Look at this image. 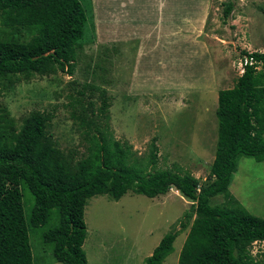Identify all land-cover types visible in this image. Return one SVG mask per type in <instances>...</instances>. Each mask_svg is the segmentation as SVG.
<instances>
[{
  "label": "trees",
  "instance_id": "1",
  "mask_svg": "<svg viewBox=\"0 0 264 264\" xmlns=\"http://www.w3.org/2000/svg\"><path fill=\"white\" fill-rule=\"evenodd\" d=\"M230 9L224 2L222 15ZM87 15L92 17L91 10L86 14L79 0H0V93L34 75L71 73L77 51L93 36L84 35ZM20 31L28 34L26 40L15 34ZM250 55L260 69L246 65L232 87L216 93V141L204 182L179 168L157 167L154 138L143 154L116 139L105 94L97 106L91 93L69 95L81 149L54 145L49 113L34 110L17 123L0 104V264H33L27 225L39 227L51 219L40 238L53 259L86 264L88 198L117 200L126 191L154 197L171 187L191 203L178 228L166 232L141 264H160L186 228L176 264H258L248 247L264 239V217L248 213L228 189L239 156L264 160V52ZM215 195L221 203H210ZM23 200L29 201L27 215Z\"/></svg>",
  "mask_w": 264,
  "mask_h": 264
},
{
  "label": "rangeland",
  "instance_id": "2",
  "mask_svg": "<svg viewBox=\"0 0 264 264\" xmlns=\"http://www.w3.org/2000/svg\"><path fill=\"white\" fill-rule=\"evenodd\" d=\"M79 1L86 14L89 9L92 13L91 18L87 15L84 35L88 37L93 32V36L77 51L72 72L34 75L29 80L15 83L1 91L0 104L6 107L17 123L34 110L49 113L51 122L48 132L54 145L63 150L75 146L81 149L79 132L69 115V95L75 96L77 90L88 95L91 93V100L97 106L100 93L105 94L109 100V126L116 139L127 141L137 154H143L148 149V141L154 138L157 167L179 168L204 182L216 141V93L219 89L232 87L239 76L238 58L249 50L244 48L248 46L257 50L261 48L257 44L264 45V16L257 15L255 8L256 15L249 14L252 18L250 22L244 19L245 25L236 26L231 19L236 18L237 12H232L231 19L222 15V3L227 0L207 1L211 12L199 37L202 45L197 44L207 51L203 54L199 48H188L186 51L194 50L198 54L185 51L189 54L187 57L175 48L172 59L167 61L172 70L169 66H162L160 71L157 58H153L155 55L134 56L136 50L133 45L106 42V39H98L96 35L94 8L96 10L98 4L101 19L99 36L128 34H114L120 32L119 26L104 20L106 10L112 12L114 4L128 0ZM175 1L179 0H131V3L134 6L143 3L175 6L177 3H172ZM254 1L258 2L257 5H264V0ZM254 1L239 0L238 6H250ZM180 2L178 6L181 9L200 3L199 0ZM215 5L217 8H213ZM166 27L170 26H161L157 30L148 27V31L161 34L165 33ZM148 31L147 26L134 22L136 39L128 44L144 40ZM15 34L22 40L28 37L24 31ZM150 41L144 42L145 45ZM144 53L157 55L160 51L147 50ZM142 66L152 74L145 76L147 72H144L140 75ZM209 77L215 81L214 86H206L202 82ZM228 189L248 213L264 217V160L239 156ZM23 199L26 197L23 196ZM23 201L27 215L29 201ZM221 202L220 195L210 198L212 204ZM190 203L172 187L154 197L126 191L117 200L106 195L88 198L83 208L85 236L82 249L86 264H141L166 232L178 228V222ZM50 223L39 227L27 225L33 264H61L53 259L50 249L40 238ZM186 232L187 228L177 234L172 242V251L160 264H176ZM249 249L251 257L258 264H264V246H250Z\"/></svg>",
  "mask_w": 264,
  "mask_h": 264
},
{
  "label": "crops",
  "instance_id": "3",
  "mask_svg": "<svg viewBox=\"0 0 264 264\" xmlns=\"http://www.w3.org/2000/svg\"><path fill=\"white\" fill-rule=\"evenodd\" d=\"M180 1L181 0H179L178 2L177 1L172 2V3H177L175 6H171V5L151 6L148 3H143V4H139L138 6H134L131 3V0H128L123 3L114 4L113 5L114 11L109 12L108 10H106V13H104L105 14L104 20H106L107 22L115 23L117 24L116 26H119L120 32L114 33V34H126V33L128 34L114 35V36H109V37H107V35L105 34L102 35L103 37L99 36L100 34L99 22L101 19L99 17L100 5L98 4V8L96 7V10L94 8V19L97 21L95 24L96 25V35L98 39H102V40L106 39V42L113 41L116 44L119 43V44L126 45V46L133 45L136 50V52L133 53L134 56L145 57V56L155 55L153 56V58H157L158 67H160V71H161L162 66H169L170 70H172L171 64H167V61L172 59L173 54L175 53L174 51L175 48H177L178 49L177 51L182 53L183 56H187V57L189 54H186V53H190L191 51L195 52L194 50L186 51V49L188 48H191V49L199 48V50L202 51L203 54H204V51H207L206 49L204 50V48L202 49V46H200L202 44H201V38L199 39V37L202 36L201 34L203 33L205 21L211 12L209 3H207V1L209 0H206V1L199 0L200 3L198 4V6L195 5L196 7L195 6L192 7V4L190 3L191 8L185 6L186 8L183 7V9H181V7L178 6L179 4L182 3ZM100 2H103V0H100ZM225 2L231 3V9L228 14L229 19H231L230 16L232 12L235 11L238 13L236 18L231 19L232 23L236 24V26L245 25L244 19H249V22H250L252 18L250 17L249 14L256 15L255 8L257 10V15L259 14V15L264 16V5H262L263 6L262 8L261 3L257 5L258 2L256 1H254V3L252 2L250 6L242 5L240 7L238 6L239 0H227ZM222 5L224 7V2L222 3ZM105 7L106 6H104V8ZM213 8H217L216 5ZM97 9H98V12H97ZM134 22H137L140 26H147V31H148V27H151L153 30H157L161 26H170V27H166L165 33H161V34L148 31L147 37L144 40L140 39L139 43L135 41L133 44H128L136 39L134 38L135 37ZM240 22L242 23L238 24ZM157 25L158 27L156 28L155 26ZM122 28H125V30H122ZM130 28L132 29L131 32L129 31ZM149 39H151L150 43L148 45H145L144 42L149 41ZM197 44H200V45H197ZM257 47H261V48L256 50V49L249 48L247 46L244 48V50L249 49L247 51L264 52V45L261 46L260 44H257ZM147 50H152V51L158 50L160 51V53L157 55L144 53V51H147ZM193 52L192 54H198L197 52L195 53ZM124 55L127 56L128 53H124ZM190 56H192V58L196 57L193 55H190ZM147 71L148 69L146 70L145 67L142 66L140 70V75L144 74V72H147ZM154 73L156 74V72ZM149 74L151 75L152 72L145 73V76ZM211 77H209L208 79L205 78L206 80L202 82L205 83L206 86L208 85L214 86L215 81L213 79L211 80ZM169 82L170 81H168L165 84H168ZM184 82L185 80H183V83Z\"/></svg>",
  "mask_w": 264,
  "mask_h": 264
},
{
  "label": "built area",
  "instance_id": "4",
  "mask_svg": "<svg viewBox=\"0 0 264 264\" xmlns=\"http://www.w3.org/2000/svg\"><path fill=\"white\" fill-rule=\"evenodd\" d=\"M253 51H246L244 54H242L237 61V72L238 75H240L243 71V68L245 65H254V69H259V63L255 61L252 56L250 55ZM256 245L264 246V239L262 240H253L249 247H254ZM248 247V251L250 253V249Z\"/></svg>",
  "mask_w": 264,
  "mask_h": 264
},
{
  "label": "bare ground",
  "instance_id": "5",
  "mask_svg": "<svg viewBox=\"0 0 264 264\" xmlns=\"http://www.w3.org/2000/svg\"><path fill=\"white\" fill-rule=\"evenodd\" d=\"M258 63H259V62H258ZM245 66H246V65H245ZM245 66H244V67H245ZM252 66L254 67V65H252ZM260 66H261V65H260V63H259V69H260ZM243 69H244V68H243ZM259 69H257V70H259ZM242 72H243V71H242Z\"/></svg>",
  "mask_w": 264,
  "mask_h": 264
}]
</instances>
